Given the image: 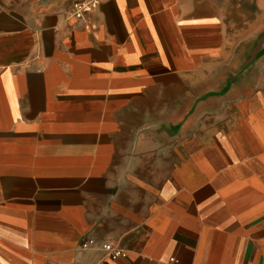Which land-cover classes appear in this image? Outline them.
I'll return each instance as SVG.
<instances>
[{"label":"crops","instance_id":"1","mask_svg":"<svg viewBox=\"0 0 264 264\" xmlns=\"http://www.w3.org/2000/svg\"><path fill=\"white\" fill-rule=\"evenodd\" d=\"M79 1L0 0V264H264V0Z\"/></svg>","mask_w":264,"mask_h":264},{"label":"built area","instance_id":"2","mask_svg":"<svg viewBox=\"0 0 264 264\" xmlns=\"http://www.w3.org/2000/svg\"><path fill=\"white\" fill-rule=\"evenodd\" d=\"M104 1L105 0H83L77 2L73 8V15L75 19L78 21H83L88 13L97 9ZM93 243L94 242L91 240L86 241L82 243L81 248L87 249L88 247L93 245ZM103 249L107 254L106 259L110 261H116L127 256L125 252L109 244L105 245Z\"/></svg>","mask_w":264,"mask_h":264}]
</instances>
